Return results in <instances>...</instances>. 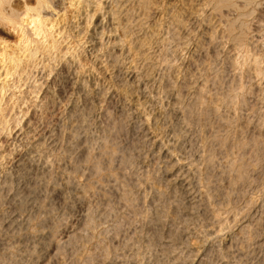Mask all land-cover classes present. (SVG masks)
<instances>
[{"label":"rangeland","instance_id":"rangeland-1","mask_svg":"<svg viewBox=\"0 0 264 264\" xmlns=\"http://www.w3.org/2000/svg\"><path fill=\"white\" fill-rule=\"evenodd\" d=\"M40 1L0 8V264H252L264 0Z\"/></svg>","mask_w":264,"mask_h":264},{"label":"bare ground","instance_id":"bare-ground-1","mask_svg":"<svg viewBox=\"0 0 264 264\" xmlns=\"http://www.w3.org/2000/svg\"><path fill=\"white\" fill-rule=\"evenodd\" d=\"M6 0H0V8L1 6L3 5V3L5 2ZM6 3V2H5ZM49 0H43L42 2L40 1V4H42V6H46L47 5V8L49 7ZM51 4V3H50ZM41 6V5H40ZM39 7V6H38ZM50 8V7H49ZM36 9V8H35ZM40 9V7H39ZM215 132V131H214ZM217 132V131H216ZM215 137V136H214ZM213 138V137H212ZM216 146V145H215ZM213 147V146H212ZM209 148V147H208ZM214 148V147H213ZM219 154V153H218ZM185 159H187V157H184ZM219 159V158H218ZM237 166V165H236ZM24 173V172H23ZM245 173V172H244ZM219 174V173H218ZM239 177V176H238ZM29 179V178H28ZM33 181V180H32ZM190 178H189V174H188V171L185 169L183 171H180L176 177L173 179L172 181V184H182L184 186V189L186 192L189 191V187H190ZM214 181V180H213ZM29 184V183H28ZM24 185V184H23ZM181 185V186H182ZM180 186V188H181ZM208 186V185H207ZM210 186V185H209ZM213 186V185H212ZM216 186V185H215ZM38 188V187H37ZM65 189V188H64ZM71 189V188H70ZM178 189V188H177ZM74 190V189H73ZM77 190V189H76ZM59 191V190H58ZM57 191V192H58ZM219 191V190H218ZM56 192V193H57ZM79 192V191H78ZM184 192V191H183ZM34 193V191L32 192ZM62 193V192H61ZM230 193V192H229ZM59 194H60V191H59ZM59 194L57 196H59ZM75 194V193H74ZM77 194V193H76ZM79 194V193H78ZM183 194V193H182ZM18 195V194H17ZM191 195V194H190ZM11 196V195H10ZM64 196V195H63ZM72 196V195H71ZM74 196V195H73ZM190 197V196H189ZM209 197V196H208ZM10 198V197H9ZM33 198V197H32ZM63 198V197H62ZM78 198V197H77ZM61 199V198H60ZM10 200V199H9ZM15 200V196L14 198L11 199V201ZM183 201V200H182ZM62 202V201H61ZM7 204V203H6ZM10 204V202H9ZM7 204V205H9ZM33 204V203H32ZM30 204V205H32ZM13 205V204H12ZM11 205V207H12ZM189 205V204H188ZM1 206V205H0ZM7 207V206H6ZM9 208V207H7ZM15 209V208H14ZM47 211V210H46ZM255 212V211H254ZM260 212V211H259ZM11 213V212H10ZM47 214V213H46ZM254 215V214H253ZM16 216L18 215H13L12 216V219L15 218ZM264 217V216H263ZM18 218V217H17ZM49 219V218H48ZM17 219L15 218L14 220H12V223H14ZM19 220V219H18ZM217 221V220H216ZM20 222V221H19ZM44 222V221H43ZM264 222V221H263ZM250 223V222H249ZM52 225V224H51ZM46 226V225H45ZM51 227V226H50ZM209 227V226H208ZM250 228V225L248 226ZM246 228V227H245ZM252 229V227H251ZM247 230V229H245ZM255 229H253L254 231ZM248 232V231H246ZM241 233V232H240ZM259 234V233H258ZM238 235V233H237ZM246 235V234H245ZM249 235L251 236L250 237V240L246 239L245 236L244 237H240L236 240H233L230 242V253L233 257H235L236 259L240 260V261H243V262H246V263H254V264H264V255L263 252H264V242H260V240H255L253 239V235H254V232L252 231H249ZM44 238V237H43ZM248 238V237H247ZM39 239V238H38ZM35 241V239H34ZM36 242V241H35ZM34 242V243H35ZM3 245V244H2ZM5 245V243H4ZM227 247V246H226ZM49 253V252H48ZM211 258V257H210ZM235 259V260H236ZM231 261V260H230Z\"/></svg>","mask_w":264,"mask_h":264}]
</instances>
